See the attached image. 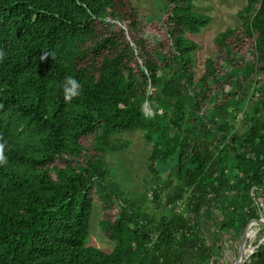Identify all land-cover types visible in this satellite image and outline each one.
<instances>
[{
	"label": "trees",
	"instance_id": "1",
	"mask_svg": "<svg viewBox=\"0 0 264 264\" xmlns=\"http://www.w3.org/2000/svg\"><path fill=\"white\" fill-rule=\"evenodd\" d=\"M166 3L145 23L133 0H0V264H217L190 217L153 223L108 184L104 152L138 130L153 147L151 174L181 182L164 201L151 187L155 202L176 206L191 189L217 207L219 237L264 216V0H247L240 24L215 38L199 79L190 36L212 18L196 0ZM68 76L83 87L70 104ZM246 85L254 114L239 133L228 116ZM96 203L110 253L88 246ZM245 264H264V243Z\"/></svg>",
	"mask_w": 264,
	"mask_h": 264
},
{
	"label": "rangeland",
	"instance_id": "2",
	"mask_svg": "<svg viewBox=\"0 0 264 264\" xmlns=\"http://www.w3.org/2000/svg\"><path fill=\"white\" fill-rule=\"evenodd\" d=\"M133 2L139 9L145 23L158 21L167 8L166 0H133ZM246 2L247 0H196L197 11L212 18L210 25L201 33L190 36L200 46L194 54L197 79L202 76L206 61L216 56L215 38L228 28L240 24L237 13L244 8ZM145 36L153 43H158L161 40L157 35L145 34ZM225 68L233 72L231 66L226 65ZM246 88L249 92L245 102L237 105L235 101H232L228 116L234 122L239 133H244L247 130V126L244 123L246 120L253 118L254 114V102L252 99L256 98L254 97L255 87L254 85H246ZM229 90L230 88L227 89V92ZM236 91L239 92L237 87ZM143 108L147 115L155 114V108L150 102H146ZM238 110L240 111L238 112ZM170 115L172 116V112H170ZM116 138L120 141L128 142V144L117 145L112 149L106 150L103 154V163L106 170H108L107 182L108 184L111 183L116 193L122 196L123 205L135 206L137 210H139L140 206L144 207L145 211L153 215V223L158 220L162 213L170 216L181 215L190 217L194 221L200 237L206 242L208 248L212 250L213 256L218 262L217 264H235L245 230L237 232L234 229H228L219 237L216 218L217 207H214V204H210L211 201L198 203L193 200L190 194L191 189L184 190L185 198L176 206L165 207L164 202H155L151 187L160 190L162 194L161 200L164 201L166 195L175 192L181 182L174 173L166 176L167 182L165 184L162 179L157 180L151 174L149 167L153 147L152 144L148 143L141 130L117 135ZM221 204L219 203V205ZM102 218L101 205L96 203L90 224L88 246L110 253L114 250L115 245L102 233L100 227ZM263 218L264 216L261 219ZM263 227L257 226V236L247 240L248 249L250 247H257L258 249L264 243ZM257 249H255L254 253H256Z\"/></svg>",
	"mask_w": 264,
	"mask_h": 264
},
{
	"label": "clouds",
	"instance_id": "3",
	"mask_svg": "<svg viewBox=\"0 0 264 264\" xmlns=\"http://www.w3.org/2000/svg\"><path fill=\"white\" fill-rule=\"evenodd\" d=\"M49 57L48 53H44V55L40 58L41 60H47ZM5 59V53L0 51V62H3ZM83 87L81 83L74 77L68 76L65 78L63 83V94L64 101L66 103H71L73 100L77 99L82 95ZM6 147V141L3 140V137L0 136V166H4L7 164V157L4 155V150Z\"/></svg>",
	"mask_w": 264,
	"mask_h": 264
},
{
	"label": "water",
	"instance_id": "4",
	"mask_svg": "<svg viewBox=\"0 0 264 264\" xmlns=\"http://www.w3.org/2000/svg\"><path fill=\"white\" fill-rule=\"evenodd\" d=\"M252 226H264V218L260 220L251 221L248 227L245 229L239 248L238 259L235 264H245V262L250 258V256L254 254L255 249H257V247H254L253 250L251 251L250 249L247 248V240L249 235L248 230Z\"/></svg>",
	"mask_w": 264,
	"mask_h": 264
},
{
	"label": "bare ground",
	"instance_id": "5",
	"mask_svg": "<svg viewBox=\"0 0 264 264\" xmlns=\"http://www.w3.org/2000/svg\"><path fill=\"white\" fill-rule=\"evenodd\" d=\"M250 229H253L254 231H251ZM257 232H258V228L257 226H252L249 228L248 230V239L249 238H253V237H256L257 236ZM248 248V247H247ZM250 250L252 251L253 250V247H250Z\"/></svg>",
	"mask_w": 264,
	"mask_h": 264
}]
</instances>
